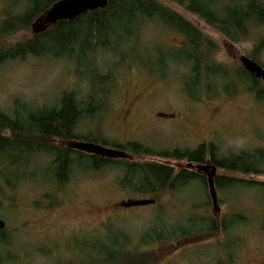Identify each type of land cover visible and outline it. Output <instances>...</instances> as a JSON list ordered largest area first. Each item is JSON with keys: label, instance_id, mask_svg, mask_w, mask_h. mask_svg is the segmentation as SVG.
<instances>
[{"label": "rangeland", "instance_id": "rangeland-1", "mask_svg": "<svg viewBox=\"0 0 264 264\" xmlns=\"http://www.w3.org/2000/svg\"><path fill=\"white\" fill-rule=\"evenodd\" d=\"M154 1L195 26L217 48L213 53L214 62L231 73L240 69L239 58L252 54L257 39L264 36V30H258L242 43L231 44L177 2ZM6 6L5 0H0V23L8 10L11 16L21 12L20 4L14 8ZM37 26L38 20L28 30L1 39L0 49L30 38L38 32ZM139 33L133 57L118 64V58L98 55L100 74L111 69L114 78L112 86L108 87L106 113L104 117L83 122L75 134L98 137L118 145L139 142L157 151L193 150L202 143H213L223 154H228L264 146V103L255 100V93L239 86L233 75L235 91L231 90L230 96L217 79L210 96L202 88L196 99L188 98L184 84L189 72L182 65L183 60L178 65L171 61L166 66L157 63L168 56L171 49L182 45V36L156 21L144 23ZM128 49L129 46L124 52L130 55ZM254 56L264 65V47ZM85 67L76 69L67 60L33 57L1 63L0 112L11 116L16 100L33 109L52 106L64 91H73L79 99H85L86 81L93 78ZM258 86L264 87V81ZM125 155L130 156L128 152ZM134 160L168 165L176 171L187 167L185 162L157 157ZM4 164L0 159V169ZM49 164L48 157L35 156L34 166L38 168H29L32 181L17 183L11 189L0 177V220L5 223L3 235L9 242L7 246L0 244V261L7 256L11 258L3 264H80L79 244L95 245L98 240L124 245L130 241L131 247L126 246V250L141 258L144 264H264L261 225L264 199L257 191L218 194L223 201L218 205L219 215L239 213L252 218L247 231L235 232L236 236L242 235L240 244L231 245L224 240L217 245V239L223 238L219 235L192 246L172 242L142 246V235L154 227L158 219L167 226L185 224L190 212L189 202L204 199L199 187L193 185L180 193L161 196L153 205L123 209L121 203L148 198L120 189L118 170L75 173L66 185L57 187L42 179V170ZM239 178L264 183V176ZM200 213L216 215L214 210Z\"/></svg>", "mask_w": 264, "mask_h": 264}, {"label": "trees", "instance_id": "trees-1", "mask_svg": "<svg viewBox=\"0 0 264 264\" xmlns=\"http://www.w3.org/2000/svg\"><path fill=\"white\" fill-rule=\"evenodd\" d=\"M60 1L62 0H5L6 8H14L20 4L21 12L13 16L9 10L5 13V18L0 23V40L28 30L52 5ZM173 1L184 6L186 11L198 17L231 44L242 43L255 31L264 30V0ZM155 21L176 31L183 38L178 49H171L170 54L157 63L166 66L171 61L178 65L183 60L182 65L189 72L184 84L188 98L196 99L202 88L210 96L217 79L223 83L225 94L230 96L235 91V85L231 81L234 75L239 86L255 93L258 103H264V87L258 86L261 81L252 79L242 67L231 73L222 65L216 64L213 53L217 48L214 44L176 12L154 0H108L103 9L86 12L72 21L58 22L44 31L34 32L30 38L12 47L0 49V64L26 57L62 59L73 63L76 69L87 66L85 68L93 76L86 81L88 94L85 99H79L73 91H64L52 106L33 109L16 100L11 116L0 112V159L5 162L0 169V177L10 189L17 183L30 181L33 176H30L32 172L29 165L35 156L42 155L50 159L49 166L42 170V179L46 184L57 187L66 185L75 173L118 170L121 173L120 189L156 203L161 196L177 194L195 185L199 187L204 199L202 202H189L190 212L185 218V224L172 223L167 226L158 219L156 225L142 235V246L160 242L192 246L219 235L223 238L217 239V245L224 240L231 245L240 244L243 242L242 235L236 236L235 232L239 229L247 231L252 218L239 213L219 215L218 205H222L223 201L218 194L257 191L264 199V183L239 178L264 176V146L228 154H223L213 143H202L193 150L157 151L139 142L118 145L98 137L75 134V130L83 122L93 121L106 113L107 96L110 92L108 87L112 86L114 78L111 69L100 74L96 61L98 55L118 58V64L131 55L133 57L140 27L146 22ZM257 40L253 53L247 58L264 69V65L254 56L264 47V36ZM128 46L130 55L124 52ZM71 139L128 152L130 156L107 159L71 151L57 144L58 141ZM145 157L185 162L187 167L176 171L168 165L134 160ZM200 165L216 168L213 178L216 201H213L210 194L207 177L193 168ZM208 210H214L216 215L200 213ZM261 225L264 229V216ZM8 243L4 235H1L0 244L7 246ZM126 246L131 247V242L128 241L126 245L115 241L102 243L98 240L95 245L81 242L80 251L78 250L82 255L80 264H144L141 258H136L132 252L128 253ZM88 251L92 255L87 254Z\"/></svg>", "mask_w": 264, "mask_h": 264}, {"label": "water", "instance_id": "water-1", "mask_svg": "<svg viewBox=\"0 0 264 264\" xmlns=\"http://www.w3.org/2000/svg\"><path fill=\"white\" fill-rule=\"evenodd\" d=\"M108 0H62L52 5L39 19L38 32L44 31L48 26L55 25L61 21H72L86 12H93L107 6ZM239 62L244 71L254 80L264 81V69L251 59L241 56ZM74 148L86 154L99 156L107 159L126 158L120 151L105 148L95 143L77 142ZM197 172L207 177L208 188L213 201H216L213 178L216 175V168L209 165L193 166ZM153 200H133L120 204L123 209L138 208L153 205ZM5 223L0 220V231L4 229Z\"/></svg>", "mask_w": 264, "mask_h": 264}, {"label": "flooded vegetation", "instance_id": "flooded-vegetation-1", "mask_svg": "<svg viewBox=\"0 0 264 264\" xmlns=\"http://www.w3.org/2000/svg\"><path fill=\"white\" fill-rule=\"evenodd\" d=\"M78 142H82V141H78ZM75 143H77V140H74V139H71V140H65V141H61V142H57V144L59 145V146H61V147H65V148H67L68 150H71V151H75V152H79V151H77L75 148H74V144ZM86 143H88V142H86ZM122 153H123V151H122ZM125 153V152H124ZM123 153V154H124ZM126 154V153H125ZM35 158V157H34ZM31 166H34V161L29 165V168L31 167ZM34 167H37V166H34ZM38 168V167H37ZM4 229H5V227H4ZM4 229H2L1 231H0V237H1V235H3V231H4ZM6 260H4V261H2V264L5 262ZM1 262V261H0ZM72 263H74V262H70V263H68V264H72Z\"/></svg>", "mask_w": 264, "mask_h": 264}]
</instances>
